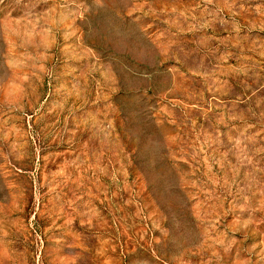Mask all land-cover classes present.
Listing matches in <instances>:
<instances>
[{"label":"rangeland","instance_id":"rangeland-1","mask_svg":"<svg viewBox=\"0 0 264 264\" xmlns=\"http://www.w3.org/2000/svg\"><path fill=\"white\" fill-rule=\"evenodd\" d=\"M0 264H264V0H0Z\"/></svg>","mask_w":264,"mask_h":264}]
</instances>
